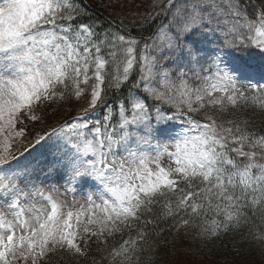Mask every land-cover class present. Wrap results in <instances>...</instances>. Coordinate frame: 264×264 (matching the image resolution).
Segmentation results:
<instances>
[{
  "label": "snow or ice",
  "instance_id": "snow-or-ice-1",
  "mask_svg": "<svg viewBox=\"0 0 264 264\" xmlns=\"http://www.w3.org/2000/svg\"><path fill=\"white\" fill-rule=\"evenodd\" d=\"M161 2L155 15L171 16L141 46L77 23L76 0H0V264H45L56 251L87 258L93 241L116 234L121 242L97 248L101 260L140 264L157 207L201 239L248 228L264 242V131L216 115L240 101L264 112V75L233 54L264 56V4ZM218 31L231 39L210 51L189 41ZM134 66L138 78L113 106L109 92L129 84ZM85 95L76 116L30 134L43 106Z\"/></svg>",
  "mask_w": 264,
  "mask_h": 264
},
{
  "label": "trees",
  "instance_id": "trees-1",
  "mask_svg": "<svg viewBox=\"0 0 264 264\" xmlns=\"http://www.w3.org/2000/svg\"><path fill=\"white\" fill-rule=\"evenodd\" d=\"M76 2L84 9V15L80 20H77V23H94L97 25L96 30L99 33H104L105 30L122 31V34L128 33L137 38L141 46L145 41L151 43V38L157 34L158 27L161 24H167L171 16V12H167L155 15V19L150 20L137 18L134 12L130 14V18H127L120 14L113 3L114 1L111 0H76ZM183 2L184 0H178V3ZM253 3L260 6L264 4V0H253ZM252 11L253 9L249 8V12ZM229 39L231 37L226 36L224 31H218L207 37L194 34L189 38V41H195L197 47H203L210 51L217 46H223ZM259 51L257 49L255 53H259ZM233 54L249 65L251 69H254L255 72L262 71L261 75H264V62L261 60L263 56L240 52ZM136 55L137 57L141 55L140 49H137ZM166 66H168L167 63ZM107 71L112 72V67L107 68ZM138 76L139 68L134 66L129 84L125 85L121 92H109V103L115 106L118 102L117 97L122 100L124 96L128 95L131 82L135 81ZM62 102L64 105L60 107H64V110L67 109L68 111L56 109L55 105L59 102L43 106V121L28 122L30 134L43 132L51 126L69 120L80 112L72 99ZM98 112L96 119L103 115L102 110ZM221 114L220 116L225 120L247 118L250 120V126L253 129L264 131V112L253 108L250 104L246 105L243 101L238 102L235 108H229L228 112ZM159 211L160 208L157 207L151 214V218L155 219V224H149L145 228L149 235L147 243L144 245L145 250L140 255V264H264V242L253 239L254 233L249 232L248 228L233 230L226 234L221 233L215 238L201 239L197 236V230L191 226L179 227L178 229L173 219H160ZM144 218L149 217L145 215ZM254 224L258 225L259 220L254 221ZM246 233H248L247 238ZM132 234L135 235V231ZM124 238H127V232L124 233ZM119 242H121L120 234H116L110 239L108 245H98L93 241L90 245L91 252L87 258L72 257L66 252L56 251L45 260V264H92L93 258L98 264H107L106 260H101L105 253L98 252L97 248L111 246ZM231 255L235 257L233 261L238 258L236 262L226 261V258Z\"/></svg>",
  "mask_w": 264,
  "mask_h": 264
},
{
  "label": "rangeland",
  "instance_id": "rangeland-1",
  "mask_svg": "<svg viewBox=\"0 0 264 264\" xmlns=\"http://www.w3.org/2000/svg\"><path fill=\"white\" fill-rule=\"evenodd\" d=\"M111 1H114L113 3L116 5L118 10L120 11V14L124 15V17H127V18H130V14L135 12L134 14L137 15V18L141 17L143 19H149L150 13L151 14L153 13V15H155L159 10L158 8L155 9V11L153 10V4L156 3L157 0H111ZM163 3H166V0H162L161 6H163ZM261 60L264 62V56L262 57ZM252 70L254 71V69H252ZM261 72L262 71H260V72L256 71L255 72L257 79H260ZM261 82L264 83V81H261ZM89 98L90 97L88 95H85L80 99H76V98H71V99L75 103V105L77 106L78 111H80L81 109L84 108V106L87 105ZM62 105H64V103L59 102L55 105V108L60 109V110H64V107H60ZM64 111L67 112L68 110L66 109ZM98 114H99V112L98 113L96 112L90 118L96 119V115H98ZM216 115L219 117L222 114H221V112H216ZM182 123L183 122L180 120L171 121V124L176 125V127L171 130L173 135H176L181 131ZM162 163L165 166H167V164H168L167 158H165L162 161ZM60 191L63 192L64 188L61 187ZM85 194H86L85 190H78L75 194V198L77 200H81ZM62 198L65 199L70 204L72 199H73V196L71 193H68L67 196L62 197ZM161 199L163 200L164 198H161ZM5 210L6 209L0 208V211H5ZM133 228H134V224H133ZM52 254H54V253H52ZM52 254H50L48 257H50ZM48 257H46V260L48 259ZM234 258L235 257L233 255H231L230 257L226 258L227 259L226 261L236 262L238 258L235 261H233ZM19 264H23V262L21 261V262H19ZM29 264H30V262H29Z\"/></svg>",
  "mask_w": 264,
  "mask_h": 264
}]
</instances>
